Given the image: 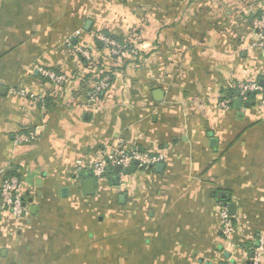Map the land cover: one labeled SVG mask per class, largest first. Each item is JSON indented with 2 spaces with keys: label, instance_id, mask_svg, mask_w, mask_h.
Wrapping results in <instances>:
<instances>
[{
  "label": "crops",
  "instance_id": "1",
  "mask_svg": "<svg viewBox=\"0 0 264 264\" xmlns=\"http://www.w3.org/2000/svg\"><path fill=\"white\" fill-rule=\"evenodd\" d=\"M263 13L264 0H0V191L19 179L28 208L23 220L0 208V264H251L264 237V106L246 94L238 108L229 93L264 87L252 30ZM105 33L136 61L80 60ZM101 68L114 79L91 103ZM121 145L162 155L163 170L95 179Z\"/></svg>",
  "mask_w": 264,
  "mask_h": 264
},
{
  "label": "built area",
  "instance_id": "2",
  "mask_svg": "<svg viewBox=\"0 0 264 264\" xmlns=\"http://www.w3.org/2000/svg\"><path fill=\"white\" fill-rule=\"evenodd\" d=\"M252 30L258 37V46L264 47V13L252 23ZM100 41L104 44V51L111 59L137 58L138 50L129 48L105 34H96L95 41ZM80 50V55L86 59L87 62L97 65L99 61L96 59L95 54L97 50ZM39 73L42 77L48 80L53 85H61L66 82L64 75L57 71L39 68ZM108 73V72H107ZM112 85L111 77L107 74L103 78L97 79V82L87 94L88 101L96 103L99 99L110 90ZM239 92L241 95L257 94L262 98V105L264 106V87L258 83H241L239 85ZM14 95H19L23 99H28L36 103L44 104L42 98L34 93L29 92L24 88L12 91ZM229 102L221 103V107L227 108ZM35 140L33 133L19 134L15 139V144L30 143ZM164 160L162 155H155L153 153L141 151H128L124 147H119L116 153L108 158V160H101L94 163L92 167V175L97 180L105 179L114 168L120 169V178L123 179L127 176L128 171L135 166L138 162V167H142L146 171L154 170ZM82 163H79L81 165ZM0 208L2 214H5L10 220H23L28 214V208L25 202V191L22 188V183L17 178L6 179L1 186L0 191ZM222 234L224 237H229L234 232L232 217L226 209L222 210ZM251 264H264V237L260 240L259 247L256 249Z\"/></svg>",
  "mask_w": 264,
  "mask_h": 264
},
{
  "label": "water",
  "instance_id": "3",
  "mask_svg": "<svg viewBox=\"0 0 264 264\" xmlns=\"http://www.w3.org/2000/svg\"><path fill=\"white\" fill-rule=\"evenodd\" d=\"M233 97H232V99H233L234 103L237 104L238 108H242L243 107V100L241 98V93L237 92V93H235V95ZM251 104L253 105V104H255V102L254 103L252 102ZM244 106L246 108H248V107H250V104L246 103V104H244ZM213 142L215 143V141H213ZM212 143H211V145H213ZM135 165L138 166L139 163L136 162ZM118 170H119V168H118ZM162 170H163V166L162 165L157 166V171L160 172ZM85 185H86V188H88V189H90V188H92V190L95 189V181L94 180L88 181ZM89 194H92V191L89 192ZM229 214H230V216H236V205H234V204L231 205Z\"/></svg>",
  "mask_w": 264,
  "mask_h": 264
},
{
  "label": "trees",
  "instance_id": "4",
  "mask_svg": "<svg viewBox=\"0 0 264 264\" xmlns=\"http://www.w3.org/2000/svg\"><path fill=\"white\" fill-rule=\"evenodd\" d=\"M262 15V14H261ZM261 15L259 16V17H261ZM259 17H257L256 19H258ZM105 35L106 36H108V37H111L112 39H114V40H116L117 42H119V43H121V44H123V45H127V44H124L120 39H118V38H116L114 35H112V34H109V33H105ZM129 48H131V46H129V45H127ZM103 48H104V44L102 43V42H100V41H96V49H97V51H102L103 50ZM80 56V55H79ZM80 60H82L83 62H86L87 63V61H86V59H84L82 56H80ZM112 60H116L115 58L114 59H112ZM129 64V63H128ZM101 65V63L99 64V67H101L100 66ZM105 68H101V71H103ZM112 72V71H111ZM109 75L110 77H111V82H113V79H114V75H112V73H101L100 74V76H99V78H103V77H105L106 75ZM235 91H230V93H229V95L230 96H233V95H235ZM115 169V168H114ZM112 170V172H111V175H113V174H115V170Z\"/></svg>",
  "mask_w": 264,
  "mask_h": 264
},
{
  "label": "rangeland",
  "instance_id": "5",
  "mask_svg": "<svg viewBox=\"0 0 264 264\" xmlns=\"http://www.w3.org/2000/svg\"><path fill=\"white\" fill-rule=\"evenodd\" d=\"M104 53H105V52H104ZM107 54H108V53H107ZM107 54L105 53V55H104L105 58L108 59L109 61L113 62V63L120 62V63L122 64V60H123V63H124L125 60H127V59H130V60H132V61H133V60L136 61V59H134V58H128V57L126 58V56H125L124 58H121V59L113 60V61H112V59L109 58V57L107 56ZM104 72H105V73H107V72H108V73H112V75H114L113 71L111 72L110 70H109V71L104 70L102 73H104Z\"/></svg>",
  "mask_w": 264,
  "mask_h": 264
}]
</instances>
